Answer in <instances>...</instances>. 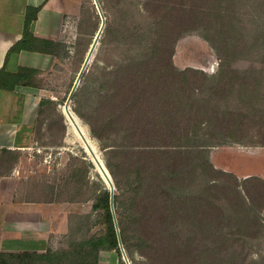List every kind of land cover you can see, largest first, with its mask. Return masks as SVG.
I'll list each match as a JSON object with an SVG mask.
<instances>
[{
  "label": "trees",
  "instance_id": "16d2710c",
  "mask_svg": "<svg viewBox=\"0 0 264 264\" xmlns=\"http://www.w3.org/2000/svg\"><path fill=\"white\" fill-rule=\"evenodd\" d=\"M249 2L145 0L153 15L148 32L141 34L137 27L132 31L142 55H131L108 72L114 77L106 88L98 87L105 92L97 89L91 116L78 110L102 140L115 183L113 192L97 184L91 194L98 230L70 240L66 248L49 247L40 253L0 250V264H99L102 251H115L119 264H128L124 252L132 264H246L248 241L263 230L257 208L264 202V179L250 176L255 187L245 185L244 195L237 174L216 168L206 146L220 136L241 141L238 132L246 130L254 107L246 101V112L208 108L198 96L204 88L199 80L206 73L180 69L173 55L179 37L199 29L220 58V73L214 75L219 78L209 89L218 94L235 88L231 57L264 48V20L258 25L254 20L250 40L244 23L250 18L239 17ZM257 6L264 8V0ZM256 91L260 93L258 86ZM51 103L56 104L50 99L40 102L42 115ZM259 117L263 123V113ZM213 118L219 130L204 127L203 122ZM52 125L53 120L50 129ZM108 135L114 137L112 142L104 141ZM80 170L75 167L73 175ZM204 176L218 180L194 190Z\"/></svg>",
  "mask_w": 264,
  "mask_h": 264
},
{
  "label": "rangeland",
  "instance_id": "374dc122",
  "mask_svg": "<svg viewBox=\"0 0 264 264\" xmlns=\"http://www.w3.org/2000/svg\"><path fill=\"white\" fill-rule=\"evenodd\" d=\"M257 1L250 0L251 3L246 7L240 6L243 12L239 16L241 21L250 18L244 21L248 23L247 34L250 35V40L256 30L254 20L257 25L264 20V8H259ZM144 2L145 0H81L80 5H76V13L65 16L58 61L46 72V77L44 75L46 92L58 95L56 104H46L48 112L44 114L48 126V140L44 142H47L50 148L37 149V145H34L25 161L30 180L28 185L33 187V196L61 204L68 214L69 227L65 236L59 238V245L55 247L57 249L66 248L70 240L84 238L90 232L98 230V227L93 226L96 211L92 212L91 194L97 184L107 186V178L96 169L91 157L97 155L105 165L107 155L102 147V140L93 134L90 123L78 110L86 116H91L98 87L108 86L113 76L108 75V72L115 70L131 55H142L143 48L138 45L139 37L132 31L137 27L141 34L142 31L144 34L148 32L153 15L146 10ZM238 23L240 24V21ZM90 53L92 57L87 60ZM173 58L180 69L193 67L206 73L199 80L204 88L198 96L208 108H229L239 113L246 112L248 104L253 105L251 117L247 115L249 123L246 130L238 132L241 141L221 139L220 136L217 141H209L206 146L213 165L221 170L236 173L240 181L239 187L244 195L248 196L245 185H249L250 189L255 187L252 186L255 180L250 176L264 179V118L262 123L259 117L262 113L264 115V48L254 47V50L243 56L231 57L229 67L234 69L237 75L231 79L235 88L218 94L211 92L210 85L219 78L214 75L220 73V58L215 47L199 29L186 31L179 37ZM257 86L259 94L256 91ZM98 90L105 92V89ZM66 105L88 126L96 151L90 145L91 151L87 152L76 135L69 132L68 121L63 114ZM212 116L209 113V117ZM51 120L53 125L50 129ZM203 125L207 129L215 130L220 127L214 118L212 121H204ZM60 134L67 139L63 140ZM105 138V142L114 140L110 135ZM75 156L85 162H73ZM77 166L82 170L74 176V168ZM214 176L222 178L217 173ZM209 178L204 176L200 179L195 183L194 190H199L208 181L218 180ZM257 213L264 224V202L257 208ZM261 233L256 239L248 241L246 264H264V225ZM139 257L141 256L137 254V258ZM99 264H119V257L115 251H102Z\"/></svg>",
  "mask_w": 264,
  "mask_h": 264
},
{
  "label": "crops",
  "instance_id": "0c3cea01",
  "mask_svg": "<svg viewBox=\"0 0 264 264\" xmlns=\"http://www.w3.org/2000/svg\"><path fill=\"white\" fill-rule=\"evenodd\" d=\"M81 0H0V250L57 249L67 233L64 206L33 196L26 158L47 145L40 102L44 75L58 61L65 16ZM46 77V75H45ZM64 114V113H63ZM65 116V114H64ZM44 117V119H43ZM69 128V127H68ZM63 140H65V136Z\"/></svg>",
  "mask_w": 264,
  "mask_h": 264
},
{
  "label": "bare ground",
  "instance_id": "6f19581e",
  "mask_svg": "<svg viewBox=\"0 0 264 264\" xmlns=\"http://www.w3.org/2000/svg\"><path fill=\"white\" fill-rule=\"evenodd\" d=\"M63 112L67 118V121H68L69 132H72L76 135L77 139H79V141L83 144V147L87 152L91 151L90 147H89L90 145L96 151V148L94 145L95 143L90 136L88 126L84 122H82L81 119L78 116H76L75 113H73V111H70L69 106L64 107ZM66 139H67V137H66ZM99 159L100 158L97 155H93L91 157V161H93L95 163L94 165H96V169L99 172H101L102 175L104 174L103 176H105L107 178V180H105L106 183H110L109 171H108L107 167Z\"/></svg>",
  "mask_w": 264,
  "mask_h": 264
},
{
  "label": "water",
  "instance_id": "95a60500",
  "mask_svg": "<svg viewBox=\"0 0 264 264\" xmlns=\"http://www.w3.org/2000/svg\"><path fill=\"white\" fill-rule=\"evenodd\" d=\"M101 30H102V29H101ZM98 35H99V34H98ZM91 57H92V53H90V55L88 56V59H87V60H90ZM86 64H87V61L85 62V65H86ZM82 69L84 70V67H83ZM83 70H81V71H83ZM65 140H66V136H65ZM105 165H106V164H105ZM106 167H107V165H106ZM107 169H108V167H107ZM108 171H109V169H108ZM109 177H110V183H106V184H107V187L110 188L111 192H113L114 189H115V183H114V180H113V177H112L110 171H109ZM123 258L125 259V261H126L128 264H132V263L129 261V259H128L127 255L125 254V252H124V254H123Z\"/></svg>",
  "mask_w": 264,
  "mask_h": 264
}]
</instances>
